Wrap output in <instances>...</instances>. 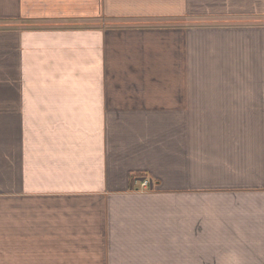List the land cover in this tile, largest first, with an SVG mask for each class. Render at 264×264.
Segmentation results:
<instances>
[{
    "label": "crops",
    "instance_id": "crops-1",
    "mask_svg": "<svg viewBox=\"0 0 264 264\" xmlns=\"http://www.w3.org/2000/svg\"><path fill=\"white\" fill-rule=\"evenodd\" d=\"M0 264H264V0H0Z\"/></svg>",
    "mask_w": 264,
    "mask_h": 264
},
{
    "label": "built area",
    "instance_id": "built-area-1",
    "mask_svg": "<svg viewBox=\"0 0 264 264\" xmlns=\"http://www.w3.org/2000/svg\"><path fill=\"white\" fill-rule=\"evenodd\" d=\"M151 186V183H149L148 181H143L141 184V188L146 189L149 188Z\"/></svg>",
    "mask_w": 264,
    "mask_h": 264
}]
</instances>
